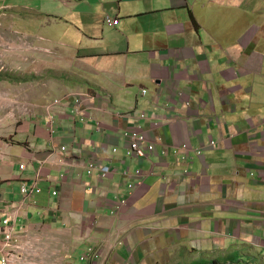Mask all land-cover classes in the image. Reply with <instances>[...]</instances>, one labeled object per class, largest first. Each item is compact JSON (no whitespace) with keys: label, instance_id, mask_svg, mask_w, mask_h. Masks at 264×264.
<instances>
[{"label":"crops","instance_id":"1","mask_svg":"<svg viewBox=\"0 0 264 264\" xmlns=\"http://www.w3.org/2000/svg\"><path fill=\"white\" fill-rule=\"evenodd\" d=\"M37 1L47 38L29 51L48 59L36 75L54 73L32 78L30 119L0 130V223L21 209L20 226L63 227L70 250L92 240L102 264H147L155 251L163 264H264V0ZM74 92L93 97L86 122L74 123L73 99L47 113ZM135 108L149 115L150 159L127 155L120 114ZM93 160L113 173L87 179ZM39 181L34 198L15 188Z\"/></svg>","mask_w":264,"mask_h":264},{"label":"rangeland","instance_id":"2","mask_svg":"<svg viewBox=\"0 0 264 264\" xmlns=\"http://www.w3.org/2000/svg\"><path fill=\"white\" fill-rule=\"evenodd\" d=\"M48 4L49 1L46 0L44 6L49 9ZM40 5H42L41 2L37 0H0V130L3 129L9 133H13L22 121L30 119L28 116L32 113L30 98L34 96L32 89L36 86L37 81V79L32 81V78L49 75V72L54 73L53 70H47L36 75V71L47 69L48 59L44 54V56L38 57L39 63L35 64L31 57L33 52L29 51L32 36H37L39 41L46 44L47 23H49L47 17L31 19L30 9L32 8L42 15L48 12H41ZM5 7L11 9L5 10ZM261 21H264V16ZM16 44L18 45L17 51H15ZM19 111L24 112V116L16 115ZM46 111L48 113L47 107ZM72 119L74 121V116ZM76 123L81 122L77 120ZM109 165L111 166V164ZM98 177V171L94 173L93 177L86 171L87 179L96 180ZM15 188L21 190L18 184ZM12 221L11 225L16 224L15 219ZM10 226L6 228V233ZM64 229L49 225L26 228L16 235L19 238L20 248L16 251L7 248L0 254V262L2 254H4L7 264H83L82 255L91 246L98 247L99 245L91 240L90 243L82 242L75 246L72 245L70 250V237L59 236V233H62ZM3 242L4 238L0 237V243ZM13 244L16 245V240L13 241ZM154 255L155 258L151 257L149 263L163 264L164 259L160 256V252L155 251ZM102 258L100 263L103 261ZM221 263L250 264L241 260L240 256L236 260L235 257L234 259L232 257L225 258ZM251 264L255 263L251 262Z\"/></svg>","mask_w":264,"mask_h":264},{"label":"built area","instance_id":"3","mask_svg":"<svg viewBox=\"0 0 264 264\" xmlns=\"http://www.w3.org/2000/svg\"><path fill=\"white\" fill-rule=\"evenodd\" d=\"M105 23L109 26H115L118 25L119 19H113L111 16L107 15L104 19ZM144 95L148 94V90L144 89L143 91ZM93 100V97L88 93H77L75 95V104H74V110L73 114L75 119H81L82 122H86L88 120L87 112H88V106L87 102H91ZM56 103H60L59 100L56 101ZM50 112H52V107L48 108ZM121 117L127 118L129 120V123L131 124L130 127H128L127 130L123 133V138H125L127 141H129V147L127 155L136 157L138 159H150L151 155H154L156 153V147L153 144H148L147 141V135L144 133V127H143V120H148L149 115L145 112H140L137 109L131 110L129 113L122 114ZM49 123L51 125L54 124V116H49ZM214 144V142H213ZM187 149V148H186ZM62 150L65 152L67 151V147H63ZM119 151L118 148L114 149V152L117 153ZM164 155H166V152H163ZM27 165L26 163H23L20 165V170H26ZM86 170L90 176H93L96 171L99 172L100 178H107L110 176L111 173H113V168L110 165H104L103 163L93 160L90 161L89 164L86 167ZM186 174H189V169L186 170ZM123 175L130 179H141L143 180V171L141 169H137L135 172H132V169L130 167H127L123 171ZM135 183H131L129 185L130 188L135 187ZM36 188V187H34ZM23 193L25 195H32L29 187L27 185H24L23 187ZM37 192L41 193V188H37ZM58 194V193H54ZM127 199H122L120 204L118 205L116 211L121 210L126 204ZM115 211V212H116ZM13 221L8 218L5 220V228L9 227ZM2 226H0V232L4 235V242L2 243V252L5 251L7 248H15V245H13V241L16 238V229L15 225H11L9 231L6 233V230H2ZM99 257V255L92 250H89L87 253H85L82 257V261L84 264H93L94 261ZM4 264H7L6 257L4 256Z\"/></svg>","mask_w":264,"mask_h":264},{"label":"clouds","instance_id":"4","mask_svg":"<svg viewBox=\"0 0 264 264\" xmlns=\"http://www.w3.org/2000/svg\"><path fill=\"white\" fill-rule=\"evenodd\" d=\"M147 90V89H146ZM144 91V90H143ZM77 93L76 92H74L73 94H69V95H67V96H65L64 98H61V99H56L53 103H50V104H48L46 107H47V109L49 108V107H52V112H50L49 111V109H48V114H53V111H54V107L55 106H59V105H61L63 102H65L66 100V102H69L70 100L69 99H73V104H75V95H76ZM144 94V93H143ZM57 100H59L60 101V103H56V101ZM135 109H137L138 111H140L138 108H135ZM73 110H74V105H73ZM134 110V109H133ZM140 112H143V111H140ZM129 113V112H128ZM146 113V112H145ZM122 114H126V113H122ZM122 114H120V117H121V115ZM73 115H75V114H73ZM75 118V117H74ZM123 118V117H122ZM125 119H127V118H125ZM77 120H79L81 123H83L82 121H81V119L79 118V119H74V123L77 121ZM128 120V119H127ZM128 122H129V120H128ZM52 129H53V127H52ZM213 142L214 141H212V145L213 146H215L216 145V143L214 142V144H213ZM115 149V148H114ZM66 152V151H65ZM115 153V152H114ZM189 172H190V170H189ZM185 173H186V171H185ZM187 175V174H186ZM24 185H27L28 187H29V189H30V191H31V193H32V195H30V194H28V195H25L24 193H23V187H24ZM34 187H36V188H34ZM41 188V193L43 192V188L40 186V181L39 182H35L33 185H31V186H29V184L28 183H26V182H23V184H22V188H21V194H22V196H24L25 198H27V199H30V198H34L35 196H37V195H40L41 193H39V192H37V188ZM58 193L59 194V192L58 191H54V193ZM53 193V194H54ZM58 194H54L55 196H57ZM8 218H10L11 220H13V219H15L16 220V224H14L15 225V229H16V235H17V233H19V232H23L24 230H26V227H24V226H20V224H18V221L20 220V218L22 219V216H21V209H18V210H15V211H13V212H9V213H7L6 214V216L1 220V223H0V226H2L3 228H2V230H6V228H5V220L6 219H8ZM19 226H20V228H19ZM0 237L2 238H4V235H3V233L2 232H0ZM15 240H16V245L15 244H13V245H15V248L13 249V250H18L19 248H20V246L18 245V242H19V238L18 237H16L15 238ZM0 246H1V248H0V254L1 253H3L1 250H2V243H0ZM89 250H92L93 251V253L94 252H96L98 255H99V257L94 261V263L93 264H97V262H99L100 260H101V258H102V250H101V248L98 246V247H94V246H91L85 253H87ZM84 253V254H85ZM83 254V255H84ZM3 256H2V260H1V262H0V264H4V254H2ZM83 255H82V257H83ZM82 257H81V261H82ZM10 261H11V259H10ZM82 263L84 264V262L82 261Z\"/></svg>","mask_w":264,"mask_h":264},{"label":"trees","instance_id":"5","mask_svg":"<svg viewBox=\"0 0 264 264\" xmlns=\"http://www.w3.org/2000/svg\"><path fill=\"white\" fill-rule=\"evenodd\" d=\"M208 264H218V261L217 262H213V263H208ZM219 264H222V263H219Z\"/></svg>","mask_w":264,"mask_h":264}]
</instances>
